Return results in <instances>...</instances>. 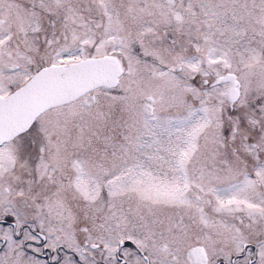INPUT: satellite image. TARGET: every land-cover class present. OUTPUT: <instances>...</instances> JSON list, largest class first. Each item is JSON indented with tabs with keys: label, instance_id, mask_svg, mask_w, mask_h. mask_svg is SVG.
Listing matches in <instances>:
<instances>
[{
	"label": "snow or ice",
	"instance_id": "6c2138e0",
	"mask_svg": "<svg viewBox=\"0 0 264 264\" xmlns=\"http://www.w3.org/2000/svg\"><path fill=\"white\" fill-rule=\"evenodd\" d=\"M0 264H264V0H0Z\"/></svg>",
	"mask_w": 264,
	"mask_h": 264
}]
</instances>
